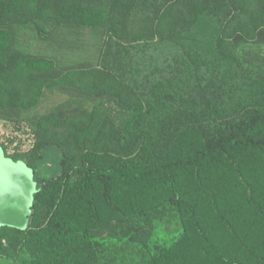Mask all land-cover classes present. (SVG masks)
<instances>
[{"label":"trees","instance_id":"16d2710c","mask_svg":"<svg viewBox=\"0 0 264 264\" xmlns=\"http://www.w3.org/2000/svg\"><path fill=\"white\" fill-rule=\"evenodd\" d=\"M53 1L38 3L35 10L39 18L58 20L61 17ZM108 2L110 15L104 38L148 41L157 36L159 40L174 43L175 37L181 34L185 37L200 17H207L212 20V29L204 45L237 69L243 67L234 38L237 35L252 38L257 30L264 28V0ZM11 3V0H0V24L7 17ZM9 39V31L0 25L1 105L7 101V107L30 109L37 103L43 87L53 83L99 96L96 114H47L32 126L35 147L23 155H6L30 168L37 186L28 225L24 229L0 226V256L10 260L9 264H99L102 247L141 237H146V243H149L146 264H157L159 258L165 257L187 238V222L199 228L196 216L199 206L185 200L180 189L183 178L200 176L203 167L217 168L226 164L238 167L243 164L240 152L248 145L258 150L264 147V96L251 105L221 114L199 105L190 112L180 111L178 113L183 116L168 124L153 147H144L135 126L137 118L148 115L153 109L148 99L145 101L143 95L100 68L72 69L58 78L45 77L42 72L50 66L47 60L23 57L9 69L3 46ZM197 55V52L193 55L185 51L188 60ZM5 90L4 99L1 95ZM184 128L195 131L197 136L192 153L190 147L180 149L183 152L178 153L172 149L175 135ZM86 132L94 135L85 139V146L81 147L80 137ZM85 149L105 154L107 159L102 163L87 160ZM135 180H151L157 188L169 192V196L152 207L133 211L125 218L127 225L108 236H101L81 224L80 218L85 215H91L92 222L96 219L100 202L116 209L113 203L115 182ZM199 185L193 201L214 195L205 182L200 181ZM67 194L75 201L76 218L63 220L58 218L56 209ZM42 214H46L44 218ZM166 228H172L173 234L163 240L161 231ZM124 260L123 264H138L137 259ZM226 260L230 264H242L234 259ZM139 262L142 264V260Z\"/></svg>","mask_w":264,"mask_h":264},{"label":"rangeland","instance_id":"374dc122","mask_svg":"<svg viewBox=\"0 0 264 264\" xmlns=\"http://www.w3.org/2000/svg\"><path fill=\"white\" fill-rule=\"evenodd\" d=\"M11 1L7 17L0 24L10 33L9 41L2 44L8 68L13 69L23 57H35L50 63L42 72L45 77L58 78L72 69L100 68L111 72L143 95L145 101L148 99L153 107L148 115L136 120V131L144 147L152 148L162 131L183 116L180 111L190 112L199 105L221 114L251 105L264 96V28L257 30L252 38L244 35L234 38L243 67L237 69L204 45L212 29V20L207 17H200L187 36L175 37L174 43L159 40L157 36L148 41H118L109 36L104 38L110 15L108 0H54L61 13L58 20L37 16V5L43 0ZM5 20L7 23H3ZM185 51L198 55L188 60ZM5 95L6 90L1 97L5 99ZM98 97L53 83L43 87L37 103L30 109L7 107L9 104L5 101L4 105L0 104V155L6 158V155L31 151L36 145L32 126L47 114H96ZM93 135V132L84 133L80 137L81 147ZM172 145L174 152L190 147L192 153L197 145L195 131L180 130ZM85 151L87 160L94 163L107 159L100 152ZM240 153L243 164L238 167L208 166L201 169L198 177L183 178L180 189L188 203L199 206L196 216L200 229L187 222V238L159 258L157 264H230L226 259L242 264H264V147L258 150L248 145ZM22 165L36 190L32 170ZM200 181L209 185L214 195H205V199L195 202L193 195L198 194ZM168 196L169 192L157 188L151 180L115 182L116 209L100 202L96 219L92 222V216L85 215L80 222L101 236H108L125 227V218L133 211L152 207ZM74 209L75 201L67 194L56 209L58 218H76ZM48 219L49 216L45 222ZM171 234L172 228L161 231L163 240L171 238ZM148 244L146 237H141L102 247L105 256L101 251L99 264H123L126 258L146 264ZM10 262L0 256V264Z\"/></svg>","mask_w":264,"mask_h":264},{"label":"water","instance_id":"95a60500","mask_svg":"<svg viewBox=\"0 0 264 264\" xmlns=\"http://www.w3.org/2000/svg\"><path fill=\"white\" fill-rule=\"evenodd\" d=\"M34 191L22 163L0 155V226L28 225Z\"/></svg>","mask_w":264,"mask_h":264}]
</instances>
